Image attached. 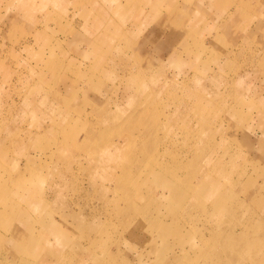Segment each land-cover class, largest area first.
<instances>
[{"label":"rangeland","instance_id":"rangeland-1","mask_svg":"<svg viewBox=\"0 0 264 264\" xmlns=\"http://www.w3.org/2000/svg\"><path fill=\"white\" fill-rule=\"evenodd\" d=\"M134 70L149 80L141 93L153 100L149 114L186 109L192 103L180 101L201 90L210 121L222 118L224 133L213 143L221 163L212 173L231 169L234 201H245L244 213L238 206L231 217L251 214L250 228L264 232V0H0V264H10L5 258L13 254L38 264L47 239L60 254L74 244L86 258L87 233L98 235L93 245L103 248L95 262L176 264L170 256L180 242L208 232L194 208L168 207L165 192L153 200L142 196L136 205L144 215L131 213L128 200L109 213L98 187L108 179L94 176L93 186L83 169L90 160L84 146L94 144L83 135V122L96 120L98 104L115 116L132 112L127 95L136 88L129 79ZM65 115L73 118L67 133L54 126ZM177 123L178 117L160 125L158 146L172 152L170 137L179 139L176 148L197 138L178 133ZM156 158L139 162L142 184L134 192L153 185L163 191L150 165L170 158L161 152ZM154 218L172 224L163 237ZM77 220L81 229L97 220L101 231L76 236L69 228ZM200 247L184 264H209L219 243L208 239Z\"/></svg>","mask_w":264,"mask_h":264},{"label":"bare ground","instance_id":"bare-ground-1","mask_svg":"<svg viewBox=\"0 0 264 264\" xmlns=\"http://www.w3.org/2000/svg\"><path fill=\"white\" fill-rule=\"evenodd\" d=\"M140 74L137 71L134 74L132 72L129 76L130 82H134L132 85H136L134 92H129L127 95V101L132 107V112L125 115L117 113L115 116L112 114V110H108L105 105L101 107L98 104L93 106V109L98 113L96 120L84 121L82 125L83 135L94 143L90 147L84 146L88 156H90V160L83 169L91 177L93 186L95 185L94 176L100 180L102 178L108 179V183L104 181V183H98L103 201L102 206H105L109 213L110 210L114 213L118 210L116 208L117 201L128 200L131 213L142 215L141 209L136 205L137 202L142 200V196H148L149 200H153L155 197L161 198L164 195L163 192H165L166 194L162 198L168 207L173 208L178 205L179 208L184 207L187 211L194 208L199 216L205 218L208 229L206 233L202 232L199 235H195V239L182 240L180 242L181 246H177L175 251L172 252L170 262L174 261L176 264H184L191 257L190 251L193 252L195 248H201L200 246L203 242L211 239L212 243H219V248L210 254V260L206 259L209 264H264V232L261 235H257L256 231L250 228L249 223L252 221L251 214L247 218L238 219V221L231 217L234 213L233 210L238 206H240L241 211L244 213L245 204L242 198L234 201V181H230L232 177L230 173L231 169L223 172L219 171L218 174L212 173L213 171L216 172L214 166L217 163H221L220 157L213 150V143H216L219 135L221 137L224 134L223 131H220L222 118L217 116L215 120L210 121L211 117L206 113V98L201 96V90L197 88L186 94L185 101H180L181 103H192L190 107L185 109L179 105H174L173 108L149 114V103L153 102V100L148 96H141L144 90L143 87L146 85L145 81L148 78L144 81L143 76ZM150 86L152 85L150 84ZM147 92H149V89ZM66 116H62L59 119L56 123L57 126L54 124L56 128L60 127L58 130L65 133H67V128L71 125L73 119L69 116L68 120H66ZM177 117L180 119V123H177L178 133L180 132L187 136L195 132L198 136L197 138L194 136V138L188 141H181L182 145L180 148H176L179 139L176 140L173 137H168L170 147H173V151L171 152V149L167 150L164 143L162 146H158L160 142H157V129L160 125H166L167 121L169 122L171 119ZM194 124H197L198 127H195ZM217 124H219L218 127ZM100 126H104V129L99 130L96 128ZM68 134L76 135V132ZM174 134L176 133L174 132ZM112 135L116 137L112 139ZM63 152L65 151L62 150ZM160 152L163 155L167 154L170 159L164 163V160H161L162 162L150 166L152 167L151 174L156 179L158 178V181L161 180L157 186L159 185L163 191L160 193L155 192L156 188L154 189L153 185L150 192H148V188L145 190L141 189V192L137 188V192H134L133 186L138 187L139 185L140 187L142 184V182H136V177L140 173L139 162L147 159V157L156 162V157ZM74 158V155H68L69 161L74 160ZM231 166L232 168L234 166L232 161ZM164 173H167V175L160 177ZM191 177H196V180L190 182L188 179ZM112 187V197H106V191L111 190L110 188ZM146 187H149V185ZM93 217L86 218L92 219ZM62 220L64 222L67 219L64 218ZM131 220V218H128L126 222V228L129 231L133 229V227L131 228ZM75 222L74 226L80 232L73 226L69 230L73 233L75 232L76 236L77 234L84 235L83 232L101 228V224L97 220H91L83 226V229H81L80 220ZM154 222L161 226L159 229V233L163 234L159 235L161 237L167 234L168 228L170 229V225H172L169 224V221H158L157 218H154ZM261 224L264 226V222ZM223 225H225L224 231L222 230ZM19 233L21 235L24 234L23 231ZM84 236L88 238V242L90 240L86 258H82L81 255L80 257L78 256L76 251L73 250L74 244L67 247L69 251L66 248L60 254L62 249L57 250L50 246V240L47 239L39 247L41 255L39 253L35 256V260L38 264H101L95 261L99 255L98 253L103 252V248L97 249L93 245L98 235L91 236L87 233ZM185 246L188 249L185 253H182V249ZM40 257L41 259H39ZM212 258L215 261L211 260ZM5 259L10 264H28L29 262L23 256H17L16 254L8 255ZM4 264L7 263L5 262Z\"/></svg>","mask_w":264,"mask_h":264}]
</instances>
